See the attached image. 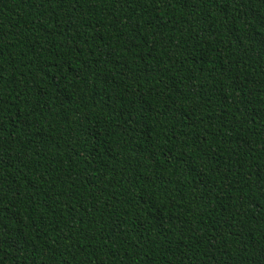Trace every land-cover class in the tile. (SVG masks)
Masks as SVG:
<instances>
[{"label": "trees", "instance_id": "1", "mask_svg": "<svg viewBox=\"0 0 264 264\" xmlns=\"http://www.w3.org/2000/svg\"><path fill=\"white\" fill-rule=\"evenodd\" d=\"M0 264H264V0H0Z\"/></svg>", "mask_w": 264, "mask_h": 264}]
</instances>
